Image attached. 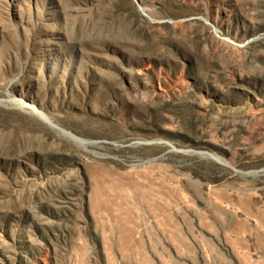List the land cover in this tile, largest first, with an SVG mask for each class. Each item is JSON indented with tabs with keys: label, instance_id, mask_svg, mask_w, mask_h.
I'll list each match as a JSON object with an SVG mask.
<instances>
[{
	"label": "rangeland",
	"instance_id": "1",
	"mask_svg": "<svg viewBox=\"0 0 264 264\" xmlns=\"http://www.w3.org/2000/svg\"><path fill=\"white\" fill-rule=\"evenodd\" d=\"M0 264H264V0H0Z\"/></svg>",
	"mask_w": 264,
	"mask_h": 264
},
{
	"label": "bare ground",
	"instance_id": "2",
	"mask_svg": "<svg viewBox=\"0 0 264 264\" xmlns=\"http://www.w3.org/2000/svg\"><path fill=\"white\" fill-rule=\"evenodd\" d=\"M22 103H23V102H22ZM38 113H40V115H42L44 118L49 119L48 116H46L45 114H43V113L41 114V112H38Z\"/></svg>",
	"mask_w": 264,
	"mask_h": 264
}]
</instances>
